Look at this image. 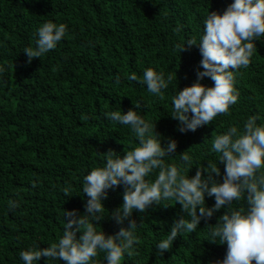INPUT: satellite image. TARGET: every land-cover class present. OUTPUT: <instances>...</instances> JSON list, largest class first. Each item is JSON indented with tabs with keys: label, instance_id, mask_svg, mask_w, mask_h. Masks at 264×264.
<instances>
[{
	"label": "trees",
	"instance_id": "trees-1",
	"mask_svg": "<svg viewBox=\"0 0 264 264\" xmlns=\"http://www.w3.org/2000/svg\"><path fill=\"white\" fill-rule=\"evenodd\" d=\"M233 2L0 0V264H24L21 251L57 243L65 230V211L85 214L84 177L105 165L109 150L122 158L125 150L137 146L129 126L108 118L112 111L134 109L156 125L163 146L175 140L177 149L164 158L166 165L183 168L180 155L188 150L191 166L184 174L194 177L198 167L212 161L221 169L215 178L223 182L225 166L211 150L213 136L234 125L243 130L253 115L258 125L264 124V37L255 41L249 67L237 74L239 99L230 115H218L211 124L184 133L171 115L172 98L196 83L197 72L203 71L198 67L199 48L182 53L181 48L189 38L199 42L210 11L223 14ZM48 21L65 24L66 36L29 64L24 49L36 47L37 29ZM147 68L162 71L165 78L177 74L163 90V100L140 82ZM133 73L137 79H128ZM200 83L214 86L208 77ZM65 187L70 189L68 196ZM124 191V185L108 190L102 201L105 218L96 225L98 232L114 235L129 219L136 221L134 255L125 254L121 264H218L225 258L227 244L207 239L209 225L218 223L226 209L202 219L196 232L178 235L171 250L160 255L155 246L187 214L180 204L168 201L164 203L173 206L153 204L145 213L134 210L123 225L117 224L111 214L122 206ZM9 201L19 206L10 209ZM205 202L211 208L215 198L206 194ZM232 207L246 208V202L234 201ZM35 264L65 262L42 257ZM93 264H106L105 254L99 253Z\"/></svg>",
	"mask_w": 264,
	"mask_h": 264
},
{
	"label": "clouds",
	"instance_id": "clouds-1",
	"mask_svg": "<svg viewBox=\"0 0 264 264\" xmlns=\"http://www.w3.org/2000/svg\"><path fill=\"white\" fill-rule=\"evenodd\" d=\"M66 33L65 24L43 23L36 32V47L24 49L28 63L55 49ZM262 37L264 0H234L223 14L210 11L204 20V33L199 42L189 38L181 48V53L192 46L199 48L202 60L198 67L203 71L197 72L196 83L178 90L172 98L171 117L179 121L178 131L194 132L211 124L218 115H230L231 106L239 99L235 87L237 74L249 67L257 48L255 41ZM205 77L210 78L214 86L200 83ZM174 78H177L176 73L175 77L168 74L165 78L162 71L147 68L140 82L147 86L149 93L163 100V90ZM128 79L136 80V74ZM133 103L136 108L140 107ZM107 116L129 126L138 141L137 146L125 150L126 155L122 158L114 150L104 153L105 165L93 168L84 177L83 193L88 198L85 214L65 211L62 238L47 248L21 251L19 255L24 264H35L42 257L65 264H93V259L101 252L105 254L106 264H121L125 254L134 255L133 246L138 243L137 223L129 219L133 211L145 213L153 204L173 206L164 203L168 201L180 204L187 215L181 217L155 246L158 254L171 250L181 233L196 232L202 219L210 220L215 212L226 209L218 223L209 225V243L227 244L226 256L218 264H264V124H257V116L249 117L243 130L234 125L225 133L213 136L211 150L219 154V164L225 166L222 183L215 178L220 176L221 169L212 161H208L207 167H198L194 177L184 174L191 166L188 150L180 155L183 168L166 165L164 158L173 155L177 142L170 139L167 146H163L156 125L154 128L136 110L112 111ZM153 173L154 180L151 178ZM120 185L125 187L123 204L111 215L117 224L123 225L126 219L129 224L114 235H106L96 229L105 218L102 201L107 198L109 189ZM69 191L65 187L64 195L68 196ZM206 194L215 198L211 208L206 206ZM241 200L246 202V208L232 207L234 201ZM18 206V202L9 201L10 209ZM77 233L82 235L77 238Z\"/></svg>",
	"mask_w": 264,
	"mask_h": 264
}]
</instances>
